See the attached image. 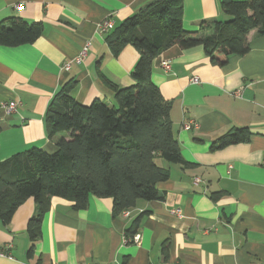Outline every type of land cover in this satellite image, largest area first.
Listing matches in <instances>:
<instances>
[{
    "label": "crops",
    "instance_id": "0c3cea01",
    "mask_svg": "<svg viewBox=\"0 0 264 264\" xmlns=\"http://www.w3.org/2000/svg\"><path fill=\"white\" fill-rule=\"evenodd\" d=\"M156 1L0 0V21L17 16L43 25L32 43L0 44V160L33 146L54 149L59 135L48 137L45 114L67 81H76L72 94L86 105L96 99L112 104V85L134 82L138 51L127 45L114 55L98 24L111 17L117 26ZM220 3L184 0V27L224 22ZM248 40L249 52L231 56L223 67L213 65L202 47L174 45L155 59L152 79L172 102L173 132L190 163L158 159L168 172L156 184L162 199L139 200L124 216L114 213L112 197L91 195L78 210L54 196L28 255L27 226L37 214L29 198L9 223L0 222V264H264V36L252 30ZM88 41L85 57L76 62ZM10 101L19 106L6 113L1 105ZM244 127L252 133L249 141L212 148L226 131ZM143 211L149 213L139 240L127 241L126 229Z\"/></svg>",
    "mask_w": 264,
    "mask_h": 264
},
{
    "label": "trees",
    "instance_id": "16d2710c",
    "mask_svg": "<svg viewBox=\"0 0 264 264\" xmlns=\"http://www.w3.org/2000/svg\"><path fill=\"white\" fill-rule=\"evenodd\" d=\"M183 4L184 0H157L105 35L114 55L127 45L139 53L132 72L134 82L112 85V104L101 99L89 105L79 103L72 94L76 81L71 79L56 92L45 114L48 137L59 135L54 152L33 146L0 160V222L9 223L29 198L37 205V214L27 226L28 255L41 237L52 197L73 201L78 210L87 207L91 195L112 197L113 211L119 215L139 200L163 198L156 184L166 180L168 172L158 165V159L190 165L173 132L172 102L152 79L154 61L178 45L182 49L202 47L213 65L225 66L231 56L249 52L252 30L264 36V0H221L227 19L202 22L197 30L184 27ZM42 32L41 22L7 17L0 21V44L32 43ZM251 134L246 127L226 131L212 148L247 142ZM148 213L133 218L125 231L128 241Z\"/></svg>",
    "mask_w": 264,
    "mask_h": 264
},
{
    "label": "built area",
    "instance_id": "2783aa9c",
    "mask_svg": "<svg viewBox=\"0 0 264 264\" xmlns=\"http://www.w3.org/2000/svg\"><path fill=\"white\" fill-rule=\"evenodd\" d=\"M114 26H115V22L113 21V19L111 17H106L98 24V30L97 31L100 35H105L108 32H110L114 28ZM90 45H91V42L88 41L86 43V46L84 47L83 51H81V53L76 57V59H75L76 62H80L85 57V54L87 52V48ZM70 65H71L70 62L66 63L65 69L66 70L70 69ZM162 66L167 71H169L171 69V65L169 62H163ZM194 81H198V78H194ZM236 94H239V93H236ZM18 106H19V102H17V101H10V102H7V103H4L1 105V107L5 109L6 113H11L13 111H16ZM192 124H195V123L193 121H191L188 124H184L183 127L189 128V127H191ZM171 212L178 217H182V212H181V209H179V208H173V209H171ZM122 214L124 216H129L131 214V210H125V211H123ZM139 238H140V234L136 233L133 237H131V241H138ZM96 264H107V263L101 262V263H96Z\"/></svg>",
    "mask_w": 264,
    "mask_h": 264
},
{
    "label": "rangeland",
    "instance_id": "374dc122",
    "mask_svg": "<svg viewBox=\"0 0 264 264\" xmlns=\"http://www.w3.org/2000/svg\"><path fill=\"white\" fill-rule=\"evenodd\" d=\"M101 22V21H100ZM106 35V34H105ZM54 150L55 149H49V150H47L48 152H50V153H52V152H54Z\"/></svg>",
    "mask_w": 264,
    "mask_h": 264
}]
</instances>
